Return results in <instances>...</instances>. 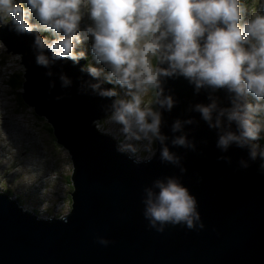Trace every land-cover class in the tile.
Here are the masks:
<instances>
[{
    "label": "water",
    "instance_id": "1",
    "mask_svg": "<svg viewBox=\"0 0 264 264\" xmlns=\"http://www.w3.org/2000/svg\"><path fill=\"white\" fill-rule=\"evenodd\" d=\"M0 40L7 53L23 54L27 72L22 97L49 121L74 164L73 208L64 216L67 223L34 214L0 193V264H264V171L259 159L241 168L239 161L248 158L247 150L233 145L222 152L216 146L217 130L210 129L199 113L188 111L190 105L209 102L207 91L195 94L182 77L164 84L176 105L163 112L162 131L187 171L161 162L158 142L156 156L137 164L118 152L117 139L95 123L111 115L117 97L79 90L82 81L91 79L80 71L87 59L79 64L58 61L49 77V69L36 64L34 34H18L10 22L0 21ZM61 73L72 80L71 87H61ZM213 95L221 106H228L223 90ZM189 117L198 121L184 129L195 141V151L171 144V138L180 134L172 133V123ZM222 155L231 162L220 160ZM169 176L177 177L196 197L203 229L149 228L143 214L144 189ZM100 238L109 243H99Z\"/></svg>",
    "mask_w": 264,
    "mask_h": 264
},
{
    "label": "clouds",
    "instance_id": "2",
    "mask_svg": "<svg viewBox=\"0 0 264 264\" xmlns=\"http://www.w3.org/2000/svg\"><path fill=\"white\" fill-rule=\"evenodd\" d=\"M87 17L91 23L82 29ZM243 19L240 0H0V21L10 22L18 34H34L36 64L49 69V77L58 61L86 60L85 51L78 48L90 41L93 62L87 60L80 71L91 79L82 81L79 90L117 97L110 117L124 136L117 151L137 164L147 163L156 156L153 145L158 142L161 162L179 167L181 173L187 171L182 157L170 150L169 137L162 131L163 112L176 105L164 84L181 77L195 94L207 91L209 102L190 105L188 111L199 113L210 129L217 130V148L246 149L248 158H241L239 166L247 169L259 159L264 171V148L255 143L264 133V14L242 23ZM59 80L62 88L72 85L66 74ZM117 89L124 97H118ZM221 90L228 106H221L213 95ZM150 92L155 98L145 103ZM197 123L194 117L177 118L171 131L180 134L171 138L172 146L195 151L196 143L184 129ZM141 145L147 156L138 154ZM219 159L231 162L228 156ZM143 204L148 226L157 232L168 225L205 227L196 197L175 176L146 187ZM25 209L40 215L33 207ZM99 243L109 241L100 238Z\"/></svg>",
    "mask_w": 264,
    "mask_h": 264
},
{
    "label": "rangeland",
    "instance_id": "3",
    "mask_svg": "<svg viewBox=\"0 0 264 264\" xmlns=\"http://www.w3.org/2000/svg\"><path fill=\"white\" fill-rule=\"evenodd\" d=\"M245 1H249L250 6L242 8V23L255 14H264V0ZM90 23L87 17V22H82L81 28ZM78 50L85 51L88 62H93L90 41L80 45ZM6 51L7 46L0 40V192H11L16 200L22 197L27 203L25 208L33 207L49 217L58 216L62 206H65L66 212L73 208V160L67 148L58 142L54 132L48 128L52 126L49 121L38 115L33 106H20L16 102L15 92L5 82L13 71L23 74L26 66L21 63L22 53ZM19 91L24 92V87ZM144 100L145 103L152 102V95L149 93ZM104 122L107 125L110 118ZM107 128L114 131L115 138H121L118 142L124 140L118 125L112 124ZM258 141L264 148V133H261ZM140 147L138 154L147 156L146 152L143 154L142 145ZM46 160L49 164L44 165Z\"/></svg>",
    "mask_w": 264,
    "mask_h": 264
},
{
    "label": "trees",
    "instance_id": "4",
    "mask_svg": "<svg viewBox=\"0 0 264 264\" xmlns=\"http://www.w3.org/2000/svg\"><path fill=\"white\" fill-rule=\"evenodd\" d=\"M241 1V8H246V7H249L250 6V2L249 1H245V0H240ZM47 35V33H46ZM3 59H1L2 61ZM25 71L22 73L18 72V71H13L11 74H8V79L6 80V84L12 88V90L15 92L16 94V102L20 105V106H26V102L24 101L23 97H22V92L19 91L21 88L24 87V84H25ZM150 95H152V101L154 100V93H151L150 92ZM151 103V102H150ZM38 117V116H37ZM40 119H44L43 117H38ZM50 130L53 131V127L52 126H49L48 127ZM153 147H157V143H155L153 145ZM145 152H143L144 154ZM71 180H72V176H71ZM73 184V183H72ZM7 193V192H6ZM8 195L10 196H14V194H11V192H8L7 193ZM20 200H23L22 197L20 198ZM16 202L18 203L19 201L16 200ZM48 210H51V209H48Z\"/></svg>",
    "mask_w": 264,
    "mask_h": 264
},
{
    "label": "built area",
    "instance_id": "5",
    "mask_svg": "<svg viewBox=\"0 0 264 264\" xmlns=\"http://www.w3.org/2000/svg\"><path fill=\"white\" fill-rule=\"evenodd\" d=\"M117 91H118V93H119V98H122V97H124V92H123V90H120V89H117ZM107 120L109 119V118H106ZM105 119V120H106ZM105 120H102V121H100L99 123H97L96 122V125L99 127V129H101L103 132H105V133H107V134H110L111 136H113L114 138H115V134H114V131L113 130H109L107 127L108 126H110V125H112V124H110V123H108L107 125H105ZM107 126V127H106ZM115 139H117L118 140V138H115ZM141 152V151H140ZM45 164H49V161L48 160H46V162L44 163V165ZM47 185V184H46ZM61 210V213L58 215L59 217H61V218H63L65 215H67L66 214V209H65V206H62L61 208H60ZM40 216H44L43 214H40Z\"/></svg>",
    "mask_w": 264,
    "mask_h": 264
},
{
    "label": "bare ground",
    "instance_id": "6",
    "mask_svg": "<svg viewBox=\"0 0 264 264\" xmlns=\"http://www.w3.org/2000/svg\"><path fill=\"white\" fill-rule=\"evenodd\" d=\"M111 117V115H109L108 117H106V118H110ZM45 118V117H44ZM106 118H104V119H102V120H105ZM118 138V140L120 141L121 140V138L120 137H117ZM124 139V138H123ZM259 142V141H258ZM51 180H52V178H51ZM53 181V180H52ZM32 210H36L37 212H39V214H40V211L38 210V209H32ZM71 210H68L67 212H66V214H68L69 212H70ZM42 217H45V218H49V216L48 215H44V216H42ZM53 217V216H52Z\"/></svg>",
    "mask_w": 264,
    "mask_h": 264
}]
</instances>
